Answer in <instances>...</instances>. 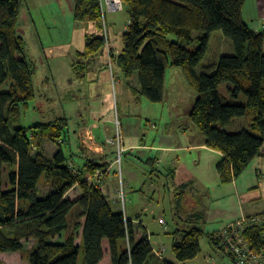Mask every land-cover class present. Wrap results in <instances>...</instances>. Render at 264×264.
<instances>
[{
    "label": "trees",
    "instance_id": "16d2710c",
    "mask_svg": "<svg viewBox=\"0 0 264 264\" xmlns=\"http://www.w3.org/2000/svg\"><path fill=\"white\" fill-rule=\"evenodd\" d=\"M246 1L122 0L129 24L122 36L124 49L118 54L107 45L102 0H75L73 5L75 21L92 22L97 28L86 38L85 51L79 55L91 60L109 54L128 80L127 86L134 89L130 80L136 75L138 94L152 103L163 101L169 65L183 69L198 91L190 117L205 136L206 145L224 155L217 164L224 184L236 180L256 158L264 157V29L257 31L243 19ZM21 2L0 0V253L23 251V241L33 238L35 244L27 257L30 264H79L82 247L83 264H99L106 239L111 264H150L154 249L148 231L143 226L136 239L132 220L122 210H114L102 181L95 179L98 170L106 175L111 163L115 164L116 150L106 157L80 152L76 154L78 164H73V153L67 156L61 148L49 156L44 149L47 141L61 145L68 140L67 116L20 125L23 110L35 98L37 71L35 62L27 58V42L19 32ZM216 30L231 40L234 54L222 55L213 72L208 71L210 66L199 73L197 67ZM195 31L200 32V44L191 50L187 45ZM85 67L73 64L78 79L85 77ZM223 84H227L224 91ZM241 95L246 103L235 101ZM249 110L251 129L226 128ZM6 166L11 168L9 172ZM43 178L50 188L41 196L38 186ZM75 186L81 194L71 199L66 195ZM80 229L83 233L77 244ZM175 233L180 237L172 243L176 258L181 262L196 258L205 231L194 225ZM213 234L208 237L216 245ZM56 237L59 239L54 240ZM247 237L255 247L264 248V225L252 228ZM158 264L172 263L158 260Z\"/></svg>",
    "mask_w": 264,
    "mask_h": 264
},
{
    "label": "rangeland",
    "instance_id": "374dc122",
    "mask_svg": "<svg viewBox=\"0 0 264 264\" xmlns=\"http://www.w3.org/2000/svg\"><path fill=\"white\" fill-rule=\"evenodd\" d=\"M75 0H22L19 32L27 42V58L36 64L34 76L35 98L28 109L23 110L20 125L30 126L37 122H46L58 117L67 116L69 127L67 141L44 144L45 152L53 156L62 146L66 154L75 163L79 162L76 131L85 125L99 124L103 129L109 128V136L116 132V122L120 121L125 147L131 144L158 143L165 133L167 139L173 138L177 144L180 136L186 133L189 141L198 139L203 134L192 122L190 110L194 105L198 91L188 81L181 67L169 65L166 70L164 98L160 103H152L140 94L134 93L127 86L126 78L113 63L109 54L105 59L101 54L95 59L87 60L79 52L85 51L86 38L97 31L92 22H78L74 19L73 5ZM105 21L107 23L108 45L118 54L124 46L119 33L126 30L129 14L126 10L109 11L110 0H103ZM109 2V3H108ZM200 32H193V41L188 44L191 50L199 47ZM180 40L178 36H171ZM109 48V47H108ZM50 49L52 51L50 52ZM234 54L232 42L221 30L213 31L207 47V53L197 71L213 72V66L222 55ZM106 61V64H105ZM84 65V78H77L73 64ZM5 84L1 89L8 87ZM133 87H138L135 75L130 80ZM227 84L221 85L224 91ZM236 102L246 103L241 95ZM81 115V116H80ZM252 111L247 115L235 118L226 128L230 131L250 128ZM188 128V129H187ZM163 129L162 133L161 130ZM255 134L257 132L253 131ZM202 136V135H201ZM163 137V138H162ZM181 154L188 161L200 154V151H174L170 153L146 150L142 147L127 148L121 161V173L117 170L118 190L123 184L126 196V213L134 216L141 213V221L147 226L153 247L156 250L166 249V257L174 256L172 250L173 238L177 229L192 226L182 218L179 203L186 211L195 209L206 213L205 221L198 227L205 233L201 238V252L192 260L179 264H236L229 255L211 243L209 234L219 230L228 223L231 217L241 216V209L246 213L264 214V160H254L236 181L221 184L215 176L218 155L201 153L204 158V169L208 170V178L202 193L188 189L180 201L184 190L173 182L166 180L165 171L175 163L173 155ZM207 155V156H206ZM116 157V156H115ZM186 157V158H185ZM157 158H164L162 163ZM260 167L262 174L258 175L256 168ZM15 166L12 168L14 169ZM7 171L11 169L6 166ZM5 175V186L8 179ZM122 181V183H121ZM233 183V184H231ZM50 186L41 180L38 189L41 196L47 194ZM79 191V193L77 192ZM81 194L80 189L72 188L67 197L75 199ZM119 194V191H118ZM122 208L120 205L119 209ZM146 209V210H145ZM217 211L227 215L210 220ZM162 217L164 223H160ZM139 228V227H138ZM222 229V228H221ZM78 231V242L81 236ZM59 237L54 238L58 240ZM23 251H7L0 253V262L4 264H30L27 257L29 249L35 244V239L24 240ZM84 262V248H81L79 264Z\"/></svg>",
    "mask_w": 264,
    "mask_h": 264
},
{
    "label": "crops",
    "instance_id": "0c3cea01",
    "mask_svg": "<svg viewBox=\"0 0 264 264\" xmlns=\"http://www.w3.org/2000/svg\"><path fill=\"white\" fill-rule=\"evenodd\" d=\"M102 4H103L104 19H105V8H104L105 6H104L103 0H102ZM108 8H109V11L111 13H114L116 10H118V9L112 8L110 3H109ZM123 9L125 10L124 7H123ZM263 14H264V0H247L246 1L245 5L243 7V19L251 28H253L257 31L263 29V27H262V23H263L262 16H263ZM128 24H129V22H128ZM127 27H128V25H127ZM127 27H126V30H127ZM106 28H107V25H106ZM126 30L121 31L119 33L120 38H122V36ZM108 34H109V32H108ZM123 43H124V41H123ZM110 47L112 48V51L116 54V50L113 49V47L111 45H110ZM123 49H124V46H123ZM51 51H52V49H50V52ZM101 56L105 59L106 54L102 53ZM105 64H106V61H105ZM126 81L128 84L129 82L127 79H126ZM133 88L135 90L131 89V88H129V89H131L134 93L138 94V90H140V86H138V87L136 86ZM190 112H191V110H190ZM162 131H163V129L161 130V133H162ZM108 133H109L108 127L106 129H103L101 127V125L96 124V123L91 125V126L85 125V126L80 127L76 131L77 151L79 153L83 152L85 155H89V156H104V157H106V155H109V153L111 151H113V149H114L112 147L104 145V139L107 136H109ZM162 136H164V138L162 137L163 139H160V141L158 143H156V142L151 143V144L141 143L139 145L131 144L126 148H133L134 149V148L140 146L146 150L156 151L158 153L164 152L165 154L170 153V152H174V151H178V150L192 151V152L199 150L200 154L197 155L196 157L188 159V161H184V158L182 157L181 154H178V155L174 154L173 158L175 159V163H174L175 166H173L171 169H168V171L166 170L165 176H166V180L168 181V183H169V181H171V182H173V184L177 185V187L184 189L181 191L180 201L184 198V193L188 189L195 191L197 193H202L203 189H201L200 186L204 185V183L206 182L209 172H208V170L204 169V161H202V158H204V156H202L201 153H211L213 155H218L219 158L217 159L216 164H215L216 168H217V164L222 160L224 155L217 150L209 148L206 145L205 136L203 134H198V136H199L198 139H194L193 141H189L187 134L183 133L180 136V143H178V144L171 137H170V139H167L168 136H165V133ZM63 142H65V141L63 140L62 143ZM62 148H63V146H62ZM64 152H65V150H64ZM70 156H72V153L70 154ZM107 159L109 160L110 158H107ZM257 159H259L258 161H263L264 157H258L255 160H257ZM156 160L158 163H162L164 158H162V159L157 158ZM71 162L73 164H76L73 160H71ZM114 165L115 164L112 162L108 168V173L106 175H104L101 170H98L97 173L95 174V179L96 180L99 179L102 181L103 189L106 192V195L108 196L114 210L120 211L121 210V208L119 209L120 203L118 202V178L116 176L117 170H115ZM99 171L102 172V175L97 177V174ZM256 172L258 175L262 174L261 168L260 167L256 168ZM215 176L219 179V182L221 183L218 171H217V174ZM235 181L236 180H234L233 183ZM233 183H231V184H233ZM221 184H223V183H221ZM74 188L80 189L78 186H75ZM77 192L79 193V191H77ZM179 206H180L182 218L185 220L186 223H189L192 226L199 224L201 221H205V219L207 217L206 213L203 210L195 209L193 211L192 210L186 211L185 208L182 206V202L179 203ZM241 210H242L241 216L237 217L238 216L237 215V216L231 217L232 219H230V221L228 223H230L234 220H237V219L241 218L242 216H253V215H260L261 214V213H257V212L246 213L244 211V209H241ZM227 214L228 213L226 211H224V213L221 211H217L215 215L211 216L210 220H214L218 216L227 215ZM140 215H141V213H139V212L134 214V216H130V214L126 213V218L132 220V222H133L136 239L141 237L143 226L148 231L147 226L143 223V221H141ZM159 220H160V223L165 222V221L161 222V220H163L162 217H160ZM228 223L224 224L221 228L226 226ZM215 231H217V230H215ZM82 233L83 232L81 230V232L79 233V236H81V238H82ZM148 234H149V232H148ZM172 238H173L172 240L174 242V240H177L180 237L179 236H172ZM78 239H80V237L77 238L76 242H77V244H80L81 242H78ZM149 239L151 242L150 236H149ZM151 244H152V242H151ZM103 247H104L105 254H104L103 260L99 264H111L110 255H109L108 240H106V239L104 240ZM153 249H154V258L150 264H158V260H167L168 262H170L172 264L182 263L181 261H179L176 258L175 255L174 256L170 255L169 257H166L164 255V252L166 251V249L163 247L159 248V250H156L155 247H153Z\"/></svg>",
    "mask_w": 264,
    "mask_h": 264
},
{
    "label": "built area",
    "instance_id": "2783aa9c",
    "mask_svg": "<svg viewBox=\"0 0 264 264\" xmlns=\"http://www.w3.org/2000/svg\"><path fill=\"white\" fill-rule=\"evenodd\" d=\"M110 2L112 8L118 10L123 9L122 0H115V2H112L111 0ZM262 21V27L264 29V14L262 16ZM109 46L110 45H108V47ZM104 145L116 150L117 159L115 164L119 166L118 172L121 173L122 156L124 152L127 151V148L125 147L119 120L116 122L115 134L113 136H107L104 139ZM101 175L102 172L99 171L97 177ZM118 191V202L122 206L121 210L126 215V196L123 184ZM162 221L163 220H161V222ZM262 225H264V215L242 216L241 218L228 223L222 229L214 232L213 238L216 241V246L226 255H229L236 264H264V248L259 249L255 247L247 237V233L252 228Z\"/></svg>",
    "mask_w": 264,
    "mask_h": 264
},
{
    "label": "bare ground",
    "instance_id": "6f19581e",
    "mask_svg": "<svg viewBox=\"0 0 264 264\" xmlns=\"http://www.w3.org/2000/svg\"><path fill=\"white\" fill-rule=\"evenodd\" d=\"M112 2H115V0H112ZM104 16V15H103ZM105 21V20H104ZM103 24H104V22H103ZM105 24L107 25V23L105 22ZM104 27V26H103ZM103 29V28H102ZM103 33H104V30H103ZM104 34H106V33H104Z\"/></svg>",
    "mask_w": 264,
    "mask_h": 264
}]
</instances>
